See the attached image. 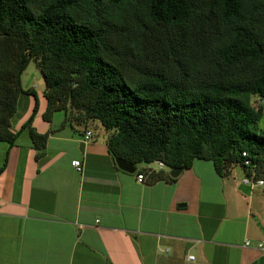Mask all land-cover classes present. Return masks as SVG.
<instances>
[{
    "label": "trees",
    "instance_id": "1",
    "mask_svg": "<svg viewBox=\"0 0 264 264\" xmlns=\"http://www.w3.org/2000/svg\"><path fill=\"white\" fill-rule=\"evenodd\" d=\"M32 59L43 118L98 120L113 158L204 159L219 175L239 165L264 179V0H0V142L28 129L39 150L38 95L22 85ZM22 94L34 106L12 131Z\"/></svg>",
    "mask_w": 264,
    "mask_h": 264
},
{
    "label": "crops",
    "instance_id": "2",
    "mask_svg": "<svg viewBox=\"0 0 264 264\" xmlns=\"http://www.w3.org/2000/svg\"><path fill=\"white\" fill-rule=\"evenodd\" d=\"M23 88L39 99L31 126L48 135L39 150L28 129L0 142V264H264V185L244 184L242 167L219 175L195 159L176 177L164 167L138 181L116 165L98 120L62 125L63 111L45 120L44 88ZM33 106L20 96L12 131ZM159 172L169 177L153 181Z\"/></svg>",
    "mask_w": 264,
    "mask_h": 264
},
{
    "label": "built area",
    "instance_id": "3",
    "mask_svg": "<svg viewBox=\"0 0 264 264\" xmlns=\"http://www.w3.org/2000/svg\"><path fill=\"white\" fill-rule=\"evenodd\" d=\"M84 139L85 140H90L92 137V133L91 131H84ZM243 156H246V153L243 152ZM152 163H156L158 168H163L165 165L162 161L157 160L151 163H145L144 167L140 169V172L137 173V179L138 181H142L144 179V170L147 173H150L153 171V168L150 166ZM244 164L249 166L251 164L250 159L245 158L244 160ZM72 165L76 168L77 171H81L82 169V165L81 162L79 160H73L72 161ZM143 170V171H142ZM242 182L246 185H249L250 187H256V186H260V185H264V179L263 178H255L254 174H251L250 176L248 175H244V177L242 178ZM246 244H250V241H246ZM256 247L261 250L264 251V242H258L256 243ZM187 258L189 260H193L194 259V255H187Z\"/></svg>",
    "mask_w": 264,
    "mask_h": 264
},
{
    "label": "rangeland",
    "instance_id": "4",
    "mask_svg": "<svg viewBox=\"0 0 264 264\" xmlns=\"http://www.w3.org/2000/svg\"><path fill=\"white\" fill-rule=\"evenodd\" d=\"M22 85H23V87L38 86V88H41V89L45 88V83H44L42 75L40 73V69L37 66V62L34 59L30 60L29 64L27 65V67L23 71ZM140 166H142V163H139L137 165V167H140ZM150 166L153 168L158 167L156 163H152ZM234 167H235L236 173L240 174L242 172V169L240 168L239 165H236Z\"/></svg>",
    "mask_w": 264,
    "mask_h": 264
},
{
    "label": "water",
    "instance_id": "5",
    "mask_svg": "<svg viewBox=\"0 0 264 264\" xmlns=\"http://www.w3.org/2000/svg\"><path fill=\"white\" fill-rule=\"evenodd\" d=\"M116 165L123 171H126L128 173H134L136 170V166L134 163L122 158V157H116L115 158ZM181 168H171L170 175L172 177H176L180 172Z\"/></svg>",
    "mask_w": 264,
    "mask_h": 264
},
{
    "label": "clouds",
    "instance_id": "6",
    "mask_svg": "<svg viewBox=\"0 0 264 264\" xmlns=\"http://www.w3.org/2000/svg\"><path fill=\"white\" fill-rule=\"evenodd\" d=\"M157 161V160H156ZM154 162V161H153ZM151 163V162H150ZM138 165V164H137ZM137 165H135L136 166V170H135V172H140V169L141 168H143L144 167V165H145V163H142V166H140V167H137ZM165 165V164H164ZM164 167H166V166H164ZM163 167V168H164ZM153 168V167H152ZM158 168V167H157ZM169 168V167H168ZM158 169H161V168H158ZM171 169V168H170ZM156 170V168H153V171L152 172H154ZM143 171V170H142ZM144 173H147V172H145V170L143 171ZM151 173V172H150Z\"/></svg>",
    "mask_w": 264,
    "mask_h": 264
}]
</instances>
